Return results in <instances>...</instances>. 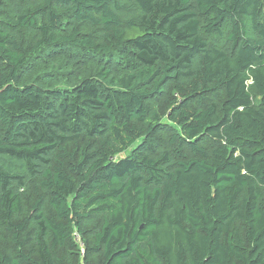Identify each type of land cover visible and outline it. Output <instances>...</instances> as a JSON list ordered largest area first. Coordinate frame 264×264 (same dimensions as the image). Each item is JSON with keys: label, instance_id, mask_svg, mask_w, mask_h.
Segmentation results:
<instances>
[{"label": "trees", "instance_id": "16d2710c", "mask_svg": "<svg viewBox=\"0 0 264 264\" xmlns=\"http://www.w3.org/2000/svg\"><path fill=\"white\" fill-rule=\"evenodd\" d=\"M0 264H264V0H0Z\"/></svg>", "mask_w": 264, "mask_h": 264}]
</instances>
